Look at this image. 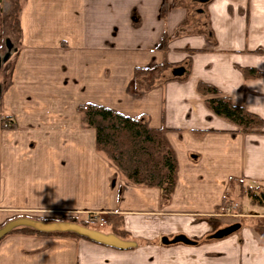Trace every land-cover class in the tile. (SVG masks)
I'll use <instances>...</instances> for the list:
<instances>
[{
  "label": "crops",
  "instance_id": "1",
  "mask_svg": "<svg viewBox=\"0 0 264 264\" xmlns=\"http://www.w3.org/2000/svg\"><path fill=\"white\" fill-rule=\"evenodd\" d=\"M11 6L0 0V227L109 213L136 245L11 231L0 264H264V237L249 224L209 238L232 183L264 191V0H22L14 44ZM163 62L175 66L151 87L135 75ZM200 82L261 127L243 133L214 114ZM87 103L162 129L177 163L168 199L96 149L78 112Z\"/></svg>",
  "mask_w": 264,
  "mask_h": 264
},
{
  "label": "trees",
  "instance_id": "2",
  "mask_svg": "<svg viewBox=\"0 0 264 264\" xmlns=\"http://www.w3.org/2000/svg\"><path fill=\"white\" fill-rule=\"evenodd\" d=\"M21 1L12 0V6L7 16V30L13 34L18 33L20 30L19 12ZM167 41L168 37L163 36L158 47L164 49ZM174 66L163 62L151 68L137 67L135 75L143 77L145 86L151 87L164 72ZM182 75L187 76L188 73L185 72ZM197 89L204 95H213L206 100L208 108L217 116L232 122L241 132H252V130L261 127L262 120L260 117L248 112L241 106L234 105L228 98L221 96L215 87L200 82L197 85ZM78 112L82 123L92 128L95 132L96 149L114 164L128 182L134 185L160 188L163 198H169L176 183L177 163L162 129L152 128L140 118L126 116L102 105L82 104L78 107ZM236 183L241 185L239 182ZM238 188L241 189L242 186ZM249 192L253 202L264 204V191L258 195L251 191ZM108 217L113 233L124 237L126 232L118 229L120 226L119 218ZM82 226L88 227L87 224ZM257 228V231L264 237V226ZM15 231L47 234L29 228H19L15 229ZM53 234L89 240L72 232H56Z\"/></svg>",
  "mask_w": 264,
  "mask_h": 264
},
{
  "label": "rangeland",
  "instance_id": "3",
  "mask_svg": "<svg viewBox=\"0 0 264 264\" xmlns=\"http://www.w3.org/2000/svg\"><path fill=\"white\" fill-rule=\"evenodd\" d=\"M9 10L7 12V15H6V31H7L6 36L8 38H10V40L14 44L15 39L19 35V32L16 34H13L9 30H7V28H8L7 16H8ZM1 57H2V55H1ZM168 72H170V71H168ZM206 96L208 99V98H211L213 95L209 94ZM257 130L258 129H254V130H252V132H256ZM243 133H245V132H243ZM247 133H250V132H247ZM239 186H241V185H239L237 183H232L231 188L228 191L226 201H225L221 211H218L217 216H216L217 219L214 220V224L218 225L219 228L222 229V228H225L227 226L238 223L240 225V227L236 231L230 233L229 235H231V234H237V235L240 234L241 235V232H240L241 229H243V227L246 226V224H249L251 226V228H253L258 233L259 236L263 237L259 233V231H257V229H258L257 227L264 226V210L261 211L262 216H260V215L256 216V215H252V213H255V212H254V210H251L252 209L251 207H253V206L264 207V204H258L257 202H253L251 197L249 196V194H250L249 191H251L252 193H255L257 195L260 194V192H262V191L259 192L258 189L252 190L250 188H244V187L239 189L238 188ZM258 212H260V211L258 210ZM90 216H91V214H87V213L81 214L80 216H74L73 214L57 216V215L52 214V216H50V218H47V219H50V222H52V221H68V222H71L72 221V222H76L80 225L87 224L88 228L95 229V230H98V231H101L104 233L115 234V233H113V231L111 229L112 225H111L110 219L108 217V216H112V215H109V213H101V214L96 213L94 218L90 217ZM218 223H220V224H218ZM19 228H25V227H19ZM19 228H16V229H19ZM219 228L216 229V231L219 230ZM12 231L14 232L15 229ZM53 233H56V232H53ZM53 233H51L50 235L60 236V235H55ZM229 235H226V236H229ZM226 236H224V237H226ZM69 237H74V236H69ZM224 237H222V238H224ZM209 238L211 240H218L216 238H212V236H210ZM222 238H219V239H222ZM124 240H126V239H124Z\"/></svg>",
  "mask_w": 264,
  "mask_h": 264
},
{
  "label": "water",
  "instance_id": "4",
  "mask_svg": "<svg viewBox=\"0 0 264 264\" xmlns=\"http://www.w3.org/2000/svg\"><path fill=\"white\" fill-rule=\"evenodd\" d=\"M182 69H177L174 71V74L179 75L182 73ZM25 227L30 228L38 232L43 233H53V232H72L77 235L83 236L88 238L89 240L103 244L106 246H111L117 249H129L134 247L136 244L132 241L124 240L115 234L112 233H104L95 229H91L85 226H82L76 222H68V221H42V220H35L29 217H20L13 220L6 222L4 225L0 227V239L5 236L6 234L10 233L12 230ZM240 225L233 224L227 226L225 228L217 230L215 233L212 234V238H222L230 233L236 231ZM173 242H183V243H190L188 239L183 236H179L174 239Z\"/></svg>",
  "mask_w": 264,
  "mask_h": 264
},
{
  "label": "built area",
  "instance_id": "5",
  "mask_svg": "<svg viewBox=\"0 0 264 264\" xmlns=\"http://www.w3.org/2000/svg\"><path fill=\"white\" fill-rule=\"evenodd\" d=\"M91 217H93V218H94V215H91Z\"/></svg>",
  "mask_w": 264,
  "mask_h": 264
}]
</instances>
